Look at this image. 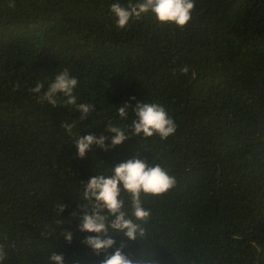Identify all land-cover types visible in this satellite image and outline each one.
I'll return each instance as SVG.
<instances>
[{"label":"trees","instance_id":"16d2710c","mask_svg":"<svg viewBox=\"0 0 264 264\" xmlns=\"http://www.w3.org/2000/svg\"><path fill=\"white\" fill-rule=\"evenodd\" d=\"M115 2L0 0L3 264H52L53 254L101 264L121 245L135 264H264V0H195L183 30L150 14L118 29ZM63 69L78 79L80 102L95 105L86 121L29 91ZM125 103L161 104L176 133L111 148L105 124H130L131 110L126 120L117 113ZM65 120L81 137H106L109 150L93 145L79 158ZM133 158L160 164L177 185L144 200L143 237L110 233L115 247L96 256L82 243L95 234L78 230L84 187Z\"/></svg>","mask_w":264,"mask_h":264},{"label":"clouds","instance_id":"9594fccd","mask_svg":"<svg viewBox=\"0 0 264 264\" xmlns=\"http://www.w3.org/2000/svg\"><path fill=\"white\" fill-rule=\"evenodd\" d=\"M9 7H14V3H10ZM194 8L195 0H135L127 6H122L120 0H116L110 5L118 29H125L131 20H139L150 14L159 25H171L183 30L192 21ZM180 71L187 73L189 69L184 67ZM78 85V79L68 69H63L56 73L54 82L49 81L46 86L44 82L37 81L29 91L35 94L37 103L50 105L53 109L63 106L78 111L79 121L83 122L94 111L95 105L80 102L76 94ZM130 110L133 118L129 125L119 126L112 122L105 124L107 131L114 134L110 142L111 148L135 137H158L165 141L177 131L174 119L161 104L137 103L135 108H132L130 104L125 103L117 109L120 120L128 119ZM77 123L65 120L61 127L72 139L79 158H84L93 145L105 151L109 150L105 143L107 138L104 136H79L74 131ZM176 185V177L170 175L167 169L158 163L149 164L139 158L117 164L110 176L100 173L90 178L84 187L83 199L86 203L82 206L83 214L79 217L78 230L95 235L86 236L82 243L96 256H100L115 247L116 241L111 238L110 233L123 234L128 241L143 237L145 231L142 225L147 224L151 216L150 211L144 207V200L148 197H160ZM122 194L128 197L132 218H129V209L126 208ZM64 210L65 206L59 205L58 215ZM65 240L71 243L72 234L65 233ZM123 247L121 245L115 248L114 252L105 255L101 264H135L134 260L124 253ZM5 258L4 248L0 246V264H3ZM50 260L52 264H64V258L59 254H53Z\"/></svg>","mask_w":264,"mask_h":264}]
</instances>
